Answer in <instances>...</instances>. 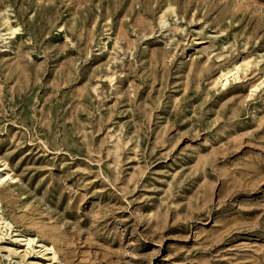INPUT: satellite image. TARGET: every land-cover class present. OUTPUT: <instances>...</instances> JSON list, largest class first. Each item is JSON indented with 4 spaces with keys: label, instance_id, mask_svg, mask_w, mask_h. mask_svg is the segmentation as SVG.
Here are the masks:
<instances>
[{
    "label": "rangeland",
    "instance_id": "rangeland-1",
    "mask_svg": "<svg viewBox=\"0 0 264 264\" xmlns=\"http://www.w3.org/2000/svg\"><path fill=\"white\" fill-rule=\"evenodd\" d=\"M0 264H264V0H0Z\"/></svg>",
    "mask_w": 264,
    "mask_h": 264
},
{
    "label": "bare ground",
    "instance_id": "bare-ground-1",
    "mask_svg": "<svg viewBox=\"0 0 264 264\" xmlns=\"http://www.w3.org/2000/svg\"><path fill=\"white\" fill-rule=\"evenodd\" d=\"M229 73H233V75H236V74L238 73V68H237V70L234 71V72H233V71H229V72H225V73L222 74V76L225 78L226 81L228 80V76H229L228 74H229ZM223 77H222V78H223ZM237 78H238V77H237Z\"/></svg>",
    "mask_w": 264,
    "mask_h": 264
}]
</instances>
